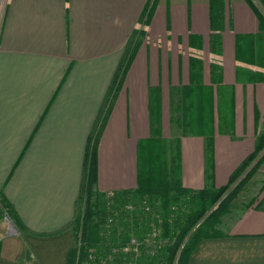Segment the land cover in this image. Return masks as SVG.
I'll return each instance as SVG.
<instances>
[{
    "label": "crops",
    "instance_id": "0c3cea01",
    "mask_svg": "<svg viewBox=\"0 0 264 264\" xmlns=\"http://www.w3.org/2000/svg\"><path fill=\"white\" fill-rule=\"evenodd\" d=\"M221 1L214 29L211 0H6L0 264H66L92 148L100 193L135 190L155 141L182 187L228 184L264 136V22ZM217 230L188 264H264V161Z\"/></svg>",
    "mask_w": 264,
    "mask_h": 264
},
{
    "label": "trees",
    "instance_id": "16d2710c",
    "mask_svg": "<svg viewBox=\"0 0 264 264\" xmlns=\"http://www.w3.org/2000/svg\"><path fill=\"white\" fill-rule=\"evenodd\" d=\"M246 1L255 11L257 1L263 10H259L258 19L264 22V0ZM210 8L215 29L222 1L211 0ZM155 142L162 145L166 155V142ZM153 144H142L149 155V169L146 175L138 171L135 190L98 192L96 149L86 154L84 184L72 228L75 247L69 251L66 264H188L198 243L219 234L221 218L264 161L262 136L255 151L233 171L227 185L193 191L180 182L178 152H174L168 166L166 160L150 157ZM259 155V161L250 167ZM1 207L0 214L10 218L7 205Z\"/></svg>",
    "mask_w": 264,
    "mask_h": 264
},
{
    "label": "rangeland",
    "instance_id": "374dc122",
    "mask_svg": "<svg viewBox=\"0 0 264 264\" xmlns=\"http://www.w3.org/2000/svg\"><path fill=\"white\" fill-rule=\"evenodd\" d=\"M159 144L160 143L154 142L153 145L155 146V148L153 149V153H152V155H150V157L154 158V157L157 156V157H160V159H158V161L159 160L160 161L166 160V162H167V153L168 152L166 153V155H163L162 150H161L162 145L159 146ZM138 155H139V158H138V163H139L138 169H139V172L142 175H146V173H147V171L149 169V166H148L149 161L147 160L149 155H148V153H147V151L145 149V146H143L142 149H140ZM171 161H172V159H171ZM171 164H172V162H170V165ZM167 165H168V162H167ZM215 208H216V206L213 209H215Z\"/></svg>",
    "mask_w": 264,
    "mask_h": 264
},
{
    "label": "built area",
    "instance_id": "2783aa9c",
    "mask_svg": "<svg viewBox=\"0 0 264 264\" xmlns=\"http://www.w3.org/2000/svg\"><path fill=\"white\" fill-rule=\"evenodd\" d=\"M6 4V0H0V21H1V17H2V14H3V10H4V6ZM2 220V219H0ZM3 220H8L7 217H3Z\"/></svg>",
    "mask_w": 264,
    "mask_h": 264
},
{
    "label": "water",
    "instance_id": "95a60500",
    "mask_svg": "<svg viewBox=\"0 0 264 264\" xmlns=\"http://www.w3.org/2000/svg\"><path fill=\"white\" fill-rule=\"evenodd\" d=\"M10 228H11V229H13V226H12V224H10Z\"/></svg>",
    "mask_w": 264,
    "mask_h": 264
}]
</instances>
